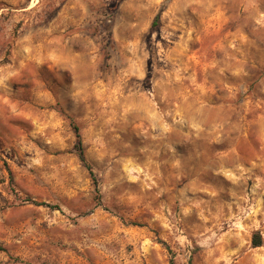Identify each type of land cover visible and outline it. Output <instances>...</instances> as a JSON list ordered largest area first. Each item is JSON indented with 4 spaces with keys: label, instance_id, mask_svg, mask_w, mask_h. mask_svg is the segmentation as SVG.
<instances>
[{
    "label": "rangeland",
    "instance_id": "1",
    "mask_svg": "<svg viewBox=\"0 0 264 264\" xmlns=\"http://www.w3.org/2000/svg\"><path fill=\"white\" fill-rule=\"evenodd\" d=\"M170 256L264 264V0H0V264Z\"/></svg>",
    "mask_w": 264,
    "mask_h": 264
},
{
    "label": "trees",
    "instance_id": "2",
    "mask_svg": "<svg viewBox=\"0 0 264 264\" xmlns=\"http://www.w3.org/2000/svg\"><path fill=\"white\" fill-rule=\"evenodd\" d=\"M72 127H73V130H74L75 136H76L75 147H76V151H77V154L79 156V159L81 160L83 165L86 167V169H87V171L89 173V176L91 177L93 183L95 184L96 183L95 175H94V173H93V171L91 169V166L86 161L84 153H83V148H82V145H81V138H80V134H79V131H78V126L75 123H73ZM27 200H29L31 203H33L35 205H43V206H47L49 208H56V209L58 208L57 205H52V204L47 203L45 201H37V200L29 199V198H27ZM251 244H252L253 247H257V246H260L262 244V238H261V235H260L259 232L256 231V232H254L252 234ZM169 264H174L172 256H170V258H169Z\"/></svg>",
    "mask_w": 264,
    "mask_h": 264
}]
</instances>
